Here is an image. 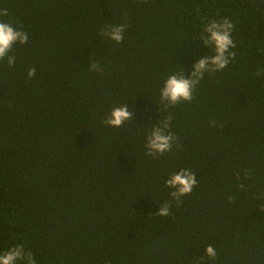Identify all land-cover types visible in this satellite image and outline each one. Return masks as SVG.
I'll return each mask as SVG.
<instances>
[{
  "label": "trees",
  "instance_id": "16d2710c",
  "mask_svg": "<svg viewBox=\"0 0 264 264\" xmlns=\"http://www.w3.org/2000/svg\"><path fill=\"white\" fill-rule=\"evenodd\" d=\"M0 9L28 34L13 67L0 61V252L23 244L37 264H264V0H0ZM224 18L234 60L206 74L190 103L163 111L164 81L213 54L199 36ZM121 24L119 44L100 34ZM122 105L133 120L104 125ZM169 115L178 140L153 159L147 135ZM181 169L197 183L177 204L165 181ZM165 203L170 215H156Z\"/></svg>",
  "mask_w": 264,
  "mask_h": 264
},
{
  "label": "clouds",
  "instance_id": "9594fccd",
  "mask_svg": "<svg viewBox=\"0 0 264 264\" xmlns=\"http://www.w3.org/2000/svg\"><path fill=\"white\" fill-rule=\"evenodd\" d=\"M147 2V0H145ZM7 9H0V17L8 16ZM127 25L109 26L100 34L110 41L117 44L121 43L124 39V32ZM234 24L229 18H224L220 21H209L199 40L204 48L213 49L212 55H205L199 57L197 62L193 65L191 74L185 78L183 70L174 72L169 75L164 81L163 87L159 90V104L162 106L163 111H167L171 107L184 102L190 103L193 100V93L201 80L204 79L206 74H215L223 72L235 58V43L232 39V32ZM28 42L27 32L21 30L19 27H14L12 23L4 22L0 19V61L7 58L8 67H13L16 62V57L13 52L14 45H25ZM89 70L98 72L101 71L97 63L89 64ZM36 74V69L30 68L27 77L31 80ZM257 76L262 75L260 71L256 73ZM133 120V113L129 110L127 105L114 107L108 116L104 119L103 124L111 128H121L126 122ZM172 117L169 115L163 120H159L149 134L145 144L146 155L151 156L153 159L158 156H163L169 153L173 144L178 140L170 130ZM212 127H217L215 121L209 122ZM223 125H220L222 127ZM250 173H245V178ZM196 175L190 170L181 169L172 174L166 181L165 187L169 189V196L177 204L182 202V198L192 193L193 188L196 186ZM240 188L243 190L244 186L241 184ZM233 197H229V201ZM156 215L160 217H167L170 215V204L165 203L160 206ZM205 254L210 259H215L216 251L209 245L205 249ZM0 264H37L34 255L25 250L23 244H18L0 252Z\"/></svg>",
  "mask_w": 264,
  "mask_h": 264
}]
</instances>
